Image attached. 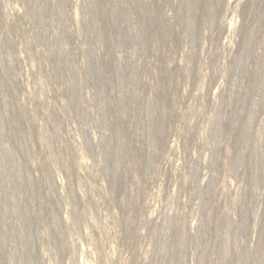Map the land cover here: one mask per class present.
Segmentation results:
<instances>
[{
    "label": "rangeland",
    "instance_id": "obj_1",
    "mask_svg": "<svg viewBox=\"0 0 264 264\" xmlns=\"http://www.w3.org/2000/svg\"><path fill=\"white\" fill-rule=\"evenodd\" d=\"M0 264H264V0H0Z\"/></svg>",
    "mask_w": 264,
    "mask_h": 264
}]
</instances>
